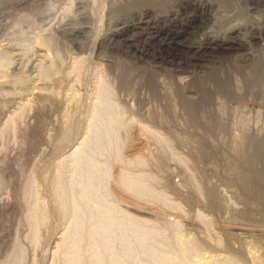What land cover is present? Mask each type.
I'll list each match as a JSON object with an SVG mask.
<instances>
[{"label": "rangeland", "instance_id": "rangeland-1", "mask_svg": "<svg viewBox=\"0 0 264 264\" xmlns=\"http://www.w3.org/2000/svg\"><path fill=\"white\" fill-rule=\"evenodd\" d=\"M126 1L0 0V252L31 246L32 210L53 229L61 213L111 210L152 224L115 218L94 235L108 252L161 238L174 264H264V107L214 101L212 126L187 124L172 80L156 71L167 91L153 96L113 33Z\"/></svg>", "mask_w": 264, "mask_h": 264}, {"label": "bare ground", "instance_id": "bare-ground-1", "mask_svg": "<svg viewBox=\"0 0 264 264\" xmlns=\"http://www.w3.org/2000/svg\"><path fill=\"white\" fill-rule=\"evenodd\" d=\"M120 10L127 15L130 24L116 28L113 33L137 53L135 61L139 64L142 86L153 96L165 95L167 90L160 92L161 85L154 75L156 71L165 72L172 80L187 124L212 126L215 117L207 110L214 101H218L217 104L219 101H241L245 106L256 104L259 109L264 107V0H127ZM100 47L111 49L109 41L104 39L99 42ZM144 58L153 65L148 68L142 66ZM129 76L128 73L122 83ZM253 96H258L260 101ZM81 150V145L76 147L69 156L72 161L78 159ZM61 214L59 220L63 223L60 226L56 224L58 227L53 229L48 226L47 217L32 210L31 246L9 245L10 249L0 252V264H37L38 256L39 264H169L171 261L174 264L178 257L171 255L174 250L168 252L170 248H166L167 243H161V238L159 242L146 237L120 238L112 243L117 250L113 253L108 252L109 238L95 241L94 235L106 233L115 218L135 221L143 229L152 224L141 216L111 210L97 211L96 214ZM176 226L178 229L179 223ZM134 230L137 229L129 231ZM41 231L48 238L47 241L43 239V244ZM231 238L233 240V236ZM211 244H208L210 252L205 253L208 259L212 258L213 251H222L215 248L218 245ZM177 248L175 246V250ZM213 261L212 264L216 262Z\"/></svg>", "mask_w": 264, "mask_h": 264}]
</instances>
